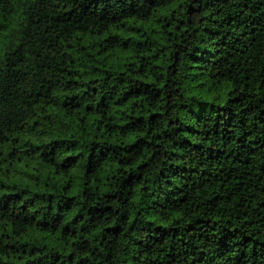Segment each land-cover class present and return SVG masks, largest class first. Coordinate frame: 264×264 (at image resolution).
<instances>
[{
  "label": "trees",
  "instance_id": "trees-1",
  "mask_svg": "<svg viewBox=\"0 0 264 264\" xmlns=\"http://www.w3.org/2000/svg\"><path fill=\"white\" fill-rule=\"evenodd\" d=\"M0 264H264V0H0Z\"/></svg>",
  "mask_w": 264,
  "mask_h": 264
}]
</instances>
